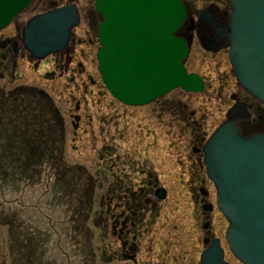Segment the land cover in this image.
Returning <instances> with one entry per match:
<instances>
[{
  "label": "flooded vegetation",
  "instance_id": "af4514ba",
  "mask_svg": "<svg viewBox=\"0 0 264 264\" xmlns=\"http://www.w3.org/2000/svg\"><path fill=\"white\" fill-rule=\"evenodd\" d=\"M181 1L186 9V20L179 29L178 36L188 42V56L184 61L187 72L199 75L204 87L202 91L207 89L210 96L220 97L226 88L228 91L231 90L228 96L227 111L232 108L236 101H239L246 104L250 113L249 119L238 121L240 130L246 135L258 132L264 134V106L248 95L238 84L234 69L229 61V46H226L227 38H222L220 32H217L219 31L218 25L227 26L229 24L231 7L228 0ZM66 4H74L77 7L81 21V14L76 0H67L64 5ZM50 5V9L63 6V4H58L56 1H52ZM87 12L88 14L84 18L86 17L89 23L83 31L84 33L75 36L74 29L79 26V21V24L72 30V36L67 47L63 51L49 55L41 60L31 58L29 53L24 49L21 43L22 29L19 31L17 38L13 35L0 37V62L6 72H0V81L7 80L8 83L17 82L20 79L16 70L17 61L18 59H26L36 76L35 81L39 83L40 81L53 83L64 75H71V69H74L72 66L75 65L78 76L86 75L90 85L95 87L97 81L85 73V66L80 61L84 59L87 62L89 52L84 50V48L89 50L96 43L99 45L97 27L94 30L90 23L91 14L96 12L94 10ZM100 21L99 15L97 26ZM213 24H216V26ZM8 25L0 30V35H2L1 33L5 29L9 28ZM93 35L96 36V39ZM204 36H208L211 39L208 42L209 48L206 47V44L204 45V40L202 39ZM77 47L79 48L78 50ZM96 53L95 60L97 63ZM197 57L210 68V71L212 67L215 69L219 65L222 67V62L225 61L228 66V74L226 75L225 71L222 70L218 74L223 75L225 73V75L213 79L210 71L209 76L199 74L196 71H189L187 67L188 62L194 61ZM46 60H48L46 64H51L53 70H44L40 73ZM96 70L98 71L97 65ZM9 77H11L10 80H8ZM38 77L42 79L38 80ZM99 77L105 91L97 90V93H95L94 90L87 91L84 89L80 92V99L70 96L71 92L69 93L68 97L71 107L69 113L66 114V119L70 125V134H68V131L66 132L63 116L55 107L50 94L42 88L28 84L15 86L10 90L0 87V98L5 100H1L0 103L3 107L4 104L6 105L8 97L14 98L18 96L19 98H24L21 94H25L34 103L41 105L42 108L45 107L49 114L53 116V128L55 129L52 132L53 139H49V141L54 144L55 150L50 155L43 156L46 157L44 158L45 160L63 161L66 143L74 145L79 142L81 140L78 134L80 130L83 134L88 133L87 129H83V126H88L89 116L87 108L83 110L81 105V102L87 103L86 97H89L90 100H95L94 103H100L99 97L103 98L104 94H108L111 98V112L119 108L118 105H120V110L122 109L124 112H127L128 109L141 108L152 103H157L153 109L154 113L161 118V123L165 126H174L176 132H178L177 140L168 144V132L161 133L157 136V139L152 134L151 129L147 131L146 127H144L143 133V128L140 127L139 131H135L132 139L122 143L124 135L120 133L121 129L119 128L118 120H114L115 116L108 117L104 114L102 118L97 117L99 121L97 130L99 145L96 154L97 176L95 184L91 183L90 186L82 189L81 196L84 193V198L89 195L88 189L93 193L97 191V202L91 197V208L94 209L95 205H97L93 211L95 214L93 221L96 226L101 227L103 238H106L108 233L111 236L108 243L109 254H106L105 247L102 244V247L99 249V255L102 260L105 261V264H113L114 260L120 264H129V262L137 264L136 258L142 248V242H147L148 244V248L144 246L143 249L151 252V245L157 234V231L153 227L156 224L159 211L163 210V204L169 202L170 194L176 199L177 204V207L173 211L182 206V209H185L187 214V219L194 218L196 213L197 215L202 214V221L199 226L201 231L204 232L201 238L203 248L198 252L197 261L200 260L201 253L210 245L213 239L219 240L220 247H222L224 256H226L225 231L227 223L218 211L216 191L213 183L207 176L203 162V149L206 141V139L203 141L206 134L203 116H199L198 111L190 109L187 104H182L181 101L177 105L167 106V103L163 104L164 97L171 91L145 105H126L111 95L103 84L100 73ZM78 91L76 90L77 93ZM1 128L5 130V122L1 123ZM1 132L2 138H0V144L5 143L7 139L6 131ZM185 136H189L190 153L185 150V144L183 143ZM153 138H155L154 141ZM182 143L184 144L183 148ZM7 147V145H4L3 150H1L3 153H0V160L8 159ZM121 151L123 152L120 153ZM30 156L32 160L43 159L40 155L32 154ZM30 156L25 155L23 152L17 158L18 160H23L28 159ZM68 167L66 171H70L74 175V170L81 171L78 177L84 178L85 181L89 179L92 181V177L89 176V173L81 164L75 163ZM185 192L190 194V199H188V194ZM86 203L88 205V202ZM216 213H219L223 218L222 226L225 224L224 229L221 227L222 236H213L211 234L212 229H215L214 216ZM85 220L86 223L89 220L88 212L85 214ZM188 226H190L191 233H197L196 225L192 224ZM158 227L168 228V219L164 218ZM172 230L178 232L179 227L177 223L171 226ZM160 242L168 246V243L163 239H160ZM165 253L168 255V250ZM159 257L163 258L164 261L162 254ZM171 260L174 261L176 258L171 256ZM140 264L147 263L141 261Z\"/></svg>",
  "mask_w": 264,
  "mask_h": 264
},
{
  "label": "water",
  "instance_id": "95a60500",
  "mask_svg": "<svg viewBox=\"0 0 264 264\" xmlns=\"http://www.w3.org/2000/svg\"><path fill=\"white\" fill-rule=\"evenodd\" d=\"M33 0H0V30ZM229 24L218 25L227 38L229 61L241 88L264 105V0H228ZM97 69L111 95L126 105H145L176 89L203 90L188 73V42L178 36L186 20L181 0H94ZM74 4L33 15L21 31L30 57L41 60L63 51L79 23ZM216 26V24H213ZM209 48L210 37L204 36ZM250 118L236 101L204 145L203 162L216 190L217 207L228 223L225 239L241 264H264V134H244L239 120ZM198 264H230L213 239Z\"/></svg>",
  "mask_w": 264,
  "mask_h": 264
},
{
  "label": "rangeland",
  "instance_id": "374dc122",
  "mask_svg": "<svg viewBox=\"0 0 264 264\" xmlns=\"http://www.w3.org/2000/svg\"><path fill=\"white\" fill-rule=\"evenodd\" d=\"M52 1L63 5L67 2V0H34L25 11L11 20L12 22L8 25L9 28L7 27L8 29H5L0 37L13 35L17 38L26 21L35 14L49 10ZM76 4L80 10L81 21L79 26L74 29V32L75 36H79L84 33L83 31L88 25V19L84 18V16H87V11H93L94 3L93 0H76ZM94 38L96 39V36ZM98 46L96 43L89 50L84 48V50L89 52L87 62L84 59H79L85 66V73L97 81L95 87L90 85L86 75L78 76L75 65L72 66L74 69H71L72 76L67 74V76L64 75L53 83L46 81H40L39 83L35 81L36 76L26 59H18L17 61L16 70L20 79L14 83H8L7 80L0 81V87L10 90L15 86L28 84L46 90L54 101L55 107L63 116L66 132L68 131V134H70V125L66 119V114L69 113L71 107L68 97L69 93L71 92L70 96L80 99V92L84 89L87 91L94 90L95 93H97V90H104L99 73L96 70L95 53L98 50ZM47 61L42 66L40 73L44 70H53L51 64H46ZM187 67L189 71H196L199 74L209 76L210 68L198 57L194 61H189ZM222 70L225 71L226 75L228 74V66L225 61L222 62V67L220 65L216 69L212 67L210 71L211 77L213 79L218 78V76L223 77L225 73L223 75L218 74ZM0 72H5L1 62ZM38 78V80L42 79L41 77ZM76 90H79L78 93ZM230 92L231 90L228 91L226 88L223 95L218 97L210 96L207 89L202 92L188 93L181 88H176L164 97L163 104L167 103V106H171L177 105L181 101L182 104H187L190 109L198 111V115L203 116L205 120L204 131L206 134L203 141L205 139L207 141L209 134L225 120ZM99 99L100 103H94L95 100H90L89 97H86V104L81 102L82 109L86 110L87 108L89 116L88 126H83V129H87L88 133L83 134L80 130L78 132L81 137L79 142L74 145L66 143L63 161L48 160L40 167H37L36 171L28 177L23 175H18V177L12 173L3 177V170H5L4 167L6 165L3 164L0 167V264H105V261L99 255V249L103 245L106 254H109L108 243L111 236L108 233V236L103 238L101 227L96 226L93 221L95 216L93 211L97 205H95L94 209L91 208V197L97 202V191L93 193L88 189L89 195L84 198V193L81 196L82 189L87 188L91 183L95 184L97 176L96 154L99 145L97 132L99 121L97 117L102 118L104 114L108 117L115 116L114 120H118V125L121 129L120 133L124 135L122 143L132 139L135 131H139L140 127L143 128L142 132L144 127H146L147 131L151 129L152 134L157 139V136L161 133L168 132V144L177 140L178 132H176L174 126H165L161 123V118L154 113L153 109L157 103L141 108L128 109L127 112L120 110V105H118L119 108L111 112L110 96L104 94L103 98L100 96ZM115 105L117 106V104ZM48 118L53 126V116L49 114ZM11 124L9 123L10 126ZM13 125L15 126V124ZM0 138H2L1 135ZM155 138H153V141ZM12 141H14L12 148L16 151L20 140L12 139ZM3 143L0 144V153ZM119 143L122 144L121 141ZM183 143L185 144V150L190 153L189 136L184 137ZM183 143L182 148L184 146ZM35 144L40 145V142L36 143V140H28L24 143V148L27 150L26 146H31L34 149ZM46 145L50 147L53 153L55 148L53 149L48 142H46ZM75 163L84 166L89 176L92 177V181L90 179L85 181L84 178L78 177L81 171L74 170L75 175L70 173V171H66L69 165ZM8 172H11L9 167L7 168ZM185 193L188 194V199H190V194ZM175 200L173 195L170 194L169 202L163 204V210L159 211L156 224L154 223L153 227L157 234L151 245L152 251H145L143 247L148 248V244L147 242H142V248L136 258L137 264H140L141 261H145L147 264H162V262H165L163 264H193L198 262V252L203 248L201 238L204 232L201 231L199 226L202 221V214L197 215L196 213L194 218L187 219V214L185 209H182V206L173 211L177 207ZM86 202H88V205ZM87 212L89 213V220L86 223L85 214ZM164 218L168 219L169 227H158ZM222 221L221 215L216 213L214 216L215 229L211 231L213 236H222ZM175 223L179 227L178 232L171 231V226ZM192 224L196 225L197 233L190 232V226L188 225ZM160 233L161 235H159ZM160 239L166 241L168 246L160 242ZM225 248L226 261L230 264H241L230 253L226 244ZM167 250L168 255L165 253ZM160 254L164 257V261L163 258L159 257ZM171 256H174L176 260H171ZM113 264L120 263L114 260ZM129 264L133 263L129 262Z\"/></svg>",
  "mask_w": 264,
  "mask_h": 264
},
{
  "label": "trees",
  "instance_id": "16d2710c",
  "mask_svg": "<svg viewBox=\"0 0 264 264\" xmlns=\"http://www.w3.org/2000/svg\"><path fill=\"white\" fill-rule=\"evenodd\" d=\"M98 19L99 15L96 13L91 14L90 23L94 30H96ZM21 95L24 98H19L18 96H15L14 98L8 97L7 103L6 105L4 104L3 107L0 103V135L2 133L1 131H6L5 134L7 139L6 142L3 143V147L4 145L8 146V159L0 160V167H2L3 164L7 166L4 167L5 170H3V177L7 176L9 173H12L15 176L23 175L28 177L32 175L37 167H40L44 162L48 161L45 160L44 158L46 157L43 156L52 153L50 147L46 145V142L50 143L53 149L55 148L54 144L49 141V139H53V126L52 123H50L51 120L48 118L49 114L47 109L34 103L31 98L25 94ZM1 100L5 101L3 98H0V101ZM4 121H6L5 130L1 128V123ZM9 123H12L11 126ZM13 124H15V126ZM12 139L17 141L20 140V143H17L18 147L16 151L12 148L14 144ZM28 140H36V143L40 142V145L35 144L36 146L34 149L31 146H26L27 150H25L24 143ZM23 152L28 156L32 154L40 155L43 159L32 160V157L30 156L28 159L18 160L17 157ZM1 153H3V151H1ZM8 167L11 172L7 173Z\"/></svg>",
  "mask_w": 264,
  "mask_h": 264
},
{
  "label": "bare ground",
  "instance_id": "6f19581e",
  "mask_svg": "<svg viewBox=\"0 0 264 264\" xmlns=\"http://www.w3.org/2000/svg\"><path fill=\"white\" fill-rule=\"evenodd\" d=\"M224 227H225V224L223 225L222 229H224ZM196 257H197V256H196Z\"/></svg>",
  "mask_w": 264,
  "mask_h": 264
}]
</instances>
